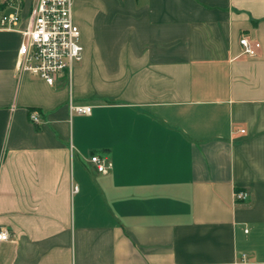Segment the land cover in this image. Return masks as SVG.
Returning a JSON list of instances; mask_svg holds the SVG:
<instances>
[{"label": "crops", "instance_id": "0c3cea01", "mask_svg": "<svg viewBox=\"0 0 264 264\" xmlns=\"http://www.w3.org/2000/svg\"><path fill=\"white\" fill-rule=\"evenodd\" d=\"M72 13L83 58L53 86L17 72L0 26V264H264V0Z\"/></svg>", "mask_w": 264, "mask_h": 264}, {"label": "built area", "instance_id": "2783aa9c", "mask_svg": "<svg viewBox=\"0 0 264 264\" xmlns=\"http://www.w3.org/2000/svg\"><path fill=\"white\" fill-rule=\"evenodd\" d=\"M24 4L26 0H19ZM75 0H29L26 13L20 11L2 14L0 26L6 30H15L22 36L17 52V72H27L44 79L49 85L61 77L68 75L70 81L74 67L83 56V45L80 41V28L74 22L73 6ZM240 43L244 53L255 55L259 42H251L242 37ZM70 113L90 114L92 105L77 104L69 101ZM34 122H39L40 114L31 112ZM244 131V129H242ZM92 162L97 170L108 172L112 163L107 158L92 155ZM78 190V186H74ZM237 199L248 197L246 191L235 192ZM11 237L10 230L0 227V240L7 241ZM246 253L243 254V259Z\"/></svg>", "mask_w": 264, "mask_h": 264}]
</instances>
